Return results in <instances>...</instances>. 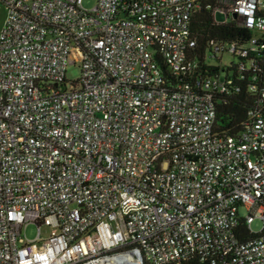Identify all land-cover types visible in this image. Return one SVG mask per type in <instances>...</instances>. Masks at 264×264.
I'll return each instance as SVG.
<instances>
[{
  "label": "built area",
  "instance_id": "1",
  "mask_svg": "<svg viewBox=\"0 0 264 264\" xmlns=\"http://www.w3.org/2000/svg\"><path fill=\"white\" fill-rule=\"evenodd\" d=\"M202 2L0 0V264H264V0H217L254 34L213 43L206 75ZM247 71L256 106L221 133Z\"/></svg>",
  "mask_w": 264,
  "mask_h": 264
},
{
  "label": "trees",
  "instance_id": "2",
  "mask_svg": "<svg viewBox=\"0 0 264 264\" xmlns=\"http://www.w3.org/2000/svg\"><path fill=\"white\" fill-rule=\"evenodd\" d=\"M217 4V0H203L201 8L194 13L191 21L192 33L197 41L194 56L200 61V73L203 75L218 69V66L207 62V54L213 43L228 44L236 41L244 44L254 34L253 29L239 25L234 19L225 22L216 21L214 11ZM259 68L264 70V55L259 58ZM257 76L261 79V71H258ZM253 82V72L247 71L245 77L238 81L237 90L219 98L215 124L217 131L236 134L242 129L243 123L250 116V111L256 106L259 98L258 90L252 89ZM179 264H209V262L194 257Z\"/></svg>",
  "mask_w": 264,
  "mask_h": 264
},
{
  "label": "rangeland",
  "instance_id": "3",
  "mask_svg": "<svg viewBox=\"0 0 264 264\" xmlns=\"http://www.w3.org/2000/svg\"><path fill=\"white\" fill-rule=\"evenodd\" d=\"M97 0H84V6L86 8H92L95 6ZM7 7L5 4L1 3L0 4V31L2 28V25L4 23L5 17L7 15ZM225 59L231 60L233 59L232 55H225ZM67 77L70 79V81L75 80L79 74H80V66L79 63H71L69 64L68 68H67ZM240 212L242 215H245L247 213L246 209L241 208ZM253 229L258 231L259 229H261L262 226V222L260 220H256L253 223ZM23 233L26 235V237L28 239H34L36 238V236L38 235V225L35 222L29 223L27 224L24 228H23ZM50 233V228L48 226H43L42 227V235L43 237H47Z\"/></svg>",
  "mask_w": 264,
  "mask_h": 264
},
{
  "label": "water",
  "instance_id": "4",
  "mask_svg": "<svg viewBox=\"0 0 264 264\" xmlns=\"http://www.w3.org/2000/svg\"><path fill=\"white\" fill-rule=\"evenodd\" d=\"M216 18H217V20L222 21V20L225 19V16H224L221 12L218 11V12L216 13Z\"/></svg>",
  "mask_w": 264,
  "mask_h": 264
}]
</instances>
